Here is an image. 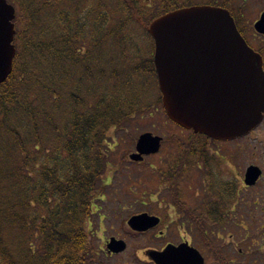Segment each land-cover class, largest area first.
I'll use <instances>...</instances> for the list:
<instances>
[{
  "label": "trees",
  "instance_id": "obj_1",
  "mask_svg": "<svg viewBox=\"0 0 264 264\" xmlns=\"http://www.w3.org/2000/svg\"><path fill=\"white\" fill-rule=\"evenodd\" d=\"M7 1L16 9V56L0 84V264H91L92 232L108 211L101 196L114 193L129 164L126 147L117 158L120 138L160 106L147 26L190 0ZM201 138L172 136L179 153L139 173L150 174L140 194H187L183 184L200 162L211 170L217 160L211 141L195 149ZM227 189L211 184L206 195ZM240 193L231 194L237 210ZM209 199L204 218L225 226L229 219L213 214L225 201ZM250 222L242 227L263 228Z\"/></svg>",
  "mask_w": 264,
  "mask_h": 264
},
{
  "label": "water",
  "instance_id": "obj_2",
  "mask_svg": "<svg viewBox=\"0 0 264 264\" xmlns=\"http://www.w3.org/2000/svg\"><path fill=\"white\" fill-rule=\"evenodd\" d=\"M14 18L15 9L0 0V84L11 74L16 54ZM147 32L154 44L162 107L173 123L215 141L241 138L261 123V61L247 48L226 11L213 7L175 10L153 20ZM161 141L151 133L141 134L130 159L140 162L156 154ZM260 176L258 167L249 166L244 183L252 186ZM152 221L133 218L130 226L146 228Z\"/></svg>",
  "mask_w": 264,
  "mask_h": 264
},
{
  "label": "flooded vegetation",
  "instance_id": "obj_3",
  "mask_svg": "<svg viewBox=\"0 0 264 264\" xmlns=\"http://www.w3.org/2000/svg\"><path fill=\"white\" fill-rule=\"evenodd\" d=\"M195 6H209L226 11L247 48L260 59L264 73V0H190L185 7ZM186 134L188 139L193 135L190 131ZM200 137L201 143L204 144L206 137ZM217 143L211 141L207 150ZM202 146H195V149L200 151ZM160 149L162 150V147ZM132 153L127 156L129 165L139 166L147 158L160 154L146 157L143 162H132L129 158ZM209 155L218 159L217 154L209 152ZM214 176L216 175L205 169L200 162L198 169L192 172L187 182L183 184L182 189L188 192L187 194L174 196L157 193L158 190L155 189L154 194L101 196L106 200L103 207L108 208V211L104 210L105 212L99 216L97 227L92 232L96 259L91 264H238L234 253L230 251V244L220 243L219 240L222 239L223 231L231 230L230 227L237 229L240 224L243 233L238 227L237 234L242 237L240 245L245 247L250 240L249 231L242 227V222L237 218L244 217L246 213L236 209L237 204L231 195L238 187L237 181L216 180ZM211 184L229 186L227 189L229 194L217 197L220 201L222 199L225 201L224 210L221 204L213 213L215 217L229 219L222 221L225 226L210 225L204 218V215L210 212L201 210L206 197L217 203L215 196L206 195ZM256 184L244 186L255 188ZM139 217L152 218L153 225L134 229L130 226V221ZM102 223L103 238L96 234L98 232L96 229H100ZM242 248L240 247L238 252ZM248 264H251V261Z\"/></svg>",
  "mask_w": 264,
  "mask_h": 264
},
{
  "label": "rangeland",
  "instance_id": "obj_4",
  "mask_svg": "<svg viewBox=\"0 0 264 264\" xmlns=\"http://www.w3.org/2000/svg\"><path fill=\"white\" fill-rule=\"evenodd\" d=\"M144 45V48L150 51V43L145 42ZM152 90L154 99L157 97L156 87L155 90L154 88H152ZM157 110L154 113H150L149 116L146 115L143 117L135 126L136 129L132 132L130 137L128 135V137L124 136L120 138L122 146L121 148H116V153L118 154L117 158H119L126 152L123 150L125 147L127 148L125 154L134 152L136 140L139 135L145 132L162 137L163 140L167 141L162 147L164 152H161L158 156L147 158L141 166L125 164L126 166L121 170V177L118 178L114 184L115 190L113 194L129 195L138 194V192L141 193L140 190L145 187L143 186L144 183L150 181V174L146 175V173H141L143 176L142 179L138 178L142 177L139 176V173L142 171L151 172L153 168L155 169L160 157L165 155L166 152L179 153V150L175 149L177 144L171 139L172 136L180 137L183 142L188 140L187 132L181 131L178 126L166 120L161 106L157 105ZM128 132L129 131H127V133ZM113 150H115V148H113ZM209 152L211 154H217L218 157L211 167L213 175H216L214 176L215 179L226 181L235 179L239 190H241L240 197L243 199L241 207H243V209L240 211L245 212L246 215H243L244 217H241L242 219L240 220L237 218V220L242 223L246 220L248 222L253 221L256 222L258 226H263V228H255L254 226L249 228L250 240L247 245H244L246 249L240 245L242 237L237 234L238 226L237 229L230 227L231 230L223 231L221 234L222 239L219 240V242L230 244V251L234 253V258L238 260V264H248L250 261L251 264H264V121L247 136L228 143H217L211 146ZM250 165L256 166L262 170V175L255 188H246L243 183L245 170ZM137 179L138 181L143 180L140 182L141 186L139 183H137V186L135 185ZM146 190L147 189L144 191ZM149 191L150 190H147L146 192ZM152 192L154 191L152 190ZM96 230H98L96 233L97 236L103 238V223L100 224V229ZM239 231L243 233L241 227H239ZM230 235L233 237H230ZM240 247H243L241 249L242 251L240 250V252H238Z\"/></svg>",
  "mask_w": 264,
  "mask_h": 264
}]
</instances>
